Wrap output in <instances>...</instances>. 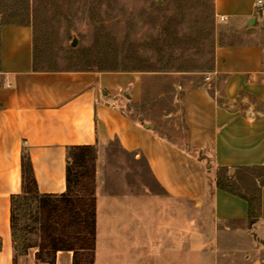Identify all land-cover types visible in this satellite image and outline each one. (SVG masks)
<instances>
[{
    "label": "crops",
    "instance_id": "crops-1",
    "mask_svg": "<svg viewBox=\"0 0 264 264\" xmlns=\"http://www.w3.org/2000/svg\"><path fill=\"white\" fill-rule=\"evenodd\" d=\"M258 1L213 0L216 16L250 41L218 44L211 79L183 88L186 131L176 140L132 116L141 73L36 69L33 27L2 25L0 264H50L37 258V246L16 253L12 196L23 189L24 150L40 194H63L70 148L85 145L97 151L94 264H264L255 239L264 240V185L254 223L249 202L217 185L220 167L231 175L264 167V6ZM137 159L148 183L130 176ZM90 258L89 251L59 250L55 264Z\"/></svg>",
    "mask_w": 264,
    "mask_h": 264
},
{
    "label": "rangeland",
    "instance_id": "rangeland-1",
    "mask_svg": "<svg viewBox=\"0 0 264 264\" xmlns=\"http://www.w3.org/2000/svg\"><path fill=\"white\" fill-rule=\"evenodd\" d=\"M4 24L33 27L39 69L141 73V95L129 110L173 140L186 131L183 88L205 81L218 44L250 41L216 16L213 0H0V30ZM134 168L133 179L151 180L142 159ZM17 214L24 251L40 242L37 205L24 199ZM255 239L264 251V240Z\"/></svg>",
    "mask_w": 264,
    "mask_h": 264
},
{
    "label": "trees",
    "instance_id": "trees-1",
    "mask_svg": "<svg viewBox=\"0 0 264 264\" xmlns=\"http://www.w3.org/2000/svg\"><path fill=\"white\" fill-rule=\"evenodd\" d=\"M34 42V67L38 68ZM23 189L12 196V230L16 253H23L30 247H39L37 258L55 264L59 250L89 251L87 264H94L97 246V197L96 172L97 151L94 146L70 148L67 166V192L63 194H40L30 154L24 150L22 157ZM242 174H246L245 177ZM217 185L249 202L250 222L259 217L261 208V186L264 185V167H242L231 175L229 169H217ZM32 198L39 213L40 242L27 244L24 251L18 244L19 204ZM77 264V262H76Z\"/></svg>",
    "mask_w": 264,
    "mask_h": 264
},
{
    "label": "water",
    "instance_id": "water-1",
    "mask_svg": "<svg viewBox=\"0 0 264 264\" xmlns=\"http://www.w3.org/2000/svg\"><path fill=\"white\" fill-rule=\"evenodd\" d=\"M255 22H256V19L253 18V19L250 21L249 26H253V25L255 24ZM77 43H78V39L75 38L72 44H73V45H76Z\"/></svg>",
    "mask_w": 264,
    "mask_h": 264
},
{
    "label": "built area",
    "instance_id": "built-area-1",
    "mask_svg": "<svg viewBox=\"0 0 264 264\" xmlns=\"http://www.w3.org/2000/svg\"><path fill=\"white\" fill-rule=\"evenodd\" d=\"M259 5H261V7L264 6V1L263 0H259L258 1ZM226 18L224 16L221 17V20H225ZM207 79H211V75H207Z\"/></svg>",
    "mask_w": 264,
    "mask_h": 264
}]
</instances>
